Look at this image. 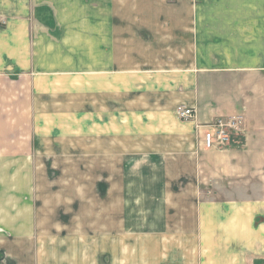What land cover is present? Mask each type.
<instances>
[{"label":"crops","instance_id":"obj_1","mask_svg":"<svg viewBox=\"0 0 264 264\" xmlns=\"http://www.w3.org/2000/svg\"><path fill=\"white\" fill-rule=\"evenodd\" d=\"M235 115L243 133L203 149L204 126ZM65 168L62 189L99 211L90 227L63 195L61 215L36 214L32 193ZM119 206L142 211L123 235L157 264H264V0H0V253L18 264L35 243L39 264V241L77 242L79 264L92 242L106 257Z\"/></svg>","mask_w":264,"mask_h":264},{"label":"rangeland","instance_id":"obj_2","mask_svg":"<svg viewBox=\"0 0 264 264\" xmlns=\"http://www.w3.org/2000/svg\"><path fill=\"white\" fill-rule=\"evenodd\" d=\"M182 105L186 108L191 109L193 112V118L190 119V121H186V122L195 123V109L193 107H188L184 104H182ZM175 115H176V113H175ZM235 116H239V115H235ZM231 117H233V116H231ZM217 118H219V117H217ZM213 121L211 123H213ZM211 123H209V124H211ZM243 123H244V121H243ZM197 126H199V125L195 126L197 130L199 128H203L200 126L197 128ZM204 127L208 128L207 125H205ZM242 128L244 130V126H242ZM206 132H207L206 129H204V132L202 135V139H203L202 145H203V149L210 150L211 148L205 147V144H204V135ZM234 136H232L231 139H229V142L226 145H216L212 149H215V148L225 149V148H227L229 146V144L231 143L232 138ZM23 158L27 159V162H29L28 157H23ZM76 158L77 157H70V160H69V164L71 165L70 169L73 168V171L75 172V174H71L72 170L67 171L66 168L64 169L63 174H61L60 172H57V171L53 172V173H51V177H53L54 179H51V181L55 180V183L51 187L50 193H44L43 191H40V193H32L34 198H35V196H37L38 200H39L38 203H35V202L34 203L38 208H41V209L36 210V214L40 217V219L43 216L49 217L51 215L49 212V209H51V208H52L51 210H56V214L60 213V215H61V213L65 212V210H64L65 206H62L61 204L60 205L59 204L53 205V203H55V200H53V199H56L58 201L60 199H62L59 197L60 195H63L64 199L70 198V199H72L73 202H75V204H73L74 207H70V212H71L70 217L71 218L72 217L77 218L78 216L83 218V216L85 214H89V213L93 212V209H90V208L85 207V206L82 207L78 204V200H77L78 197H77L76 192L75 193L72 192V189L70 191L68 190L66 192L61 187L62 182L64 181V184H65V181L67 180V177H65L66 175H69V177L71 175L76 176V171H77V162H76L77 160H76ZM54 159L57 160L56 157ZM92 160H93L92 157H89V162H87V164L89 166L93 165ZM128 163L129 162L124 163L123 166L127 165ZM57 164L61 167L62 162H57ZM65 166H66V162H65ZM51 167H52V165L50 166V168ZM82 170H83V168H82ZM88 174H89V172L87 171V175ZM137 179H138V182L141 183L142 179L141 178H137ZM87 180H89V179H87ZM98 196L101 198V200H104V195H98ZM86 198L92 199L93 195L87 193ZM123 198H125L124 194L118 195L119 202ZM127 198H131V197L128 196ZM83 199H85V197ZM60 202H61V200H60ZM121 204L125 205L124 203H121ZM43 205H44V207H42ZM134 208H136V209H131L128 211V210H126V208H121L119 206V209L117 211V215H118L117 216V228H118L117 239L118 240L116 242L117 243L116 249H114V243L112 244V250L110 251L109 246H107V248H105L104 243L101 244L99 242H96V247L100 245L102 251H104V252L107 251L108 255H110V253H111V257H109L108 255L105 257L104 256L105 254H104L103 256L98 257V259H97L96 258L98 256L97 252H96V254L92 255L93 249L91 250L92 252L88 251V250H90V248H92V246L89 247L88 245L89 244L92 245L93 243L92 242H86L85 243L86 244V251L82 250V252L79 254V258L75 259V261H79L80 262L79 264H157V262L160 259L157 258L156 256H154V254H151L152 246H149L147 244L146 247H143L141 241H132V239H129L127 241L125 238V235H123V232H127V230L133 228V227H130V223L128 222V219L132 220V223H134L133 225L141 222L142 211L140 210V208H137V207H134ZM34 211H35V209H34ZM104 212H108V211H104ZM86 217L90 218V220L87 221V227H90V226L94 225L92 220L99 218V211L96 210L93 213H91V216L88 215ZM127 224H128V226H127ZM90 230H91L90 228H87V230H86L87 233H89L88 240L93 241L94 240L93 238H95V237L93 236V232ZM96 236H97V234H96ZM50 237H57V236L53 235ZM86 239H87V236H86ZM5 243L11 245V241L5 242ZM72 245H74V249H77V242H70L68 244V243H63L62 241H53V242H51V241H48V242L47 241H39L38 247H37V250H38L37 255H38L39 264H68L69 261H71V264H73L72 260H74V259L71 258L73 254L72 253L69 254V252H68V250H73ZM30 246H31V243H29V246H27V248L30 250L26 249L25 246L22 247L21 253L23 255V258H25V259L23 261H21L20 259L19 260L17 259L18 264L19 263L20 264H27L29 261H33V259H35L34 258L35 257V251H36V248H34L35 243H34V247H32V249ZM87 247H89V248H87ZM127 247L129 249H127ZM5 251L6 252L0 253V255H1L0 264L3 261V259H6V261H5L6 263L8 262L11 264H15V263L11 262L10 259L8 258L9 248H5ZM183 253H184V250H183ZM67 254L69 255L68 259H67ZM33 255H34V257H33ZM95 255H97V256L94 257ZM169 259L173 260L174 258L173 259L168 258L166 264H169ZM181 260H182L181 264L187 263V261H185L184 258H182ZM36 263H38V262L36 261ZM76 264H78V263L76 262ZM177 264H180V263L177 262Z\"/></svg>","mask_w":264,"mask_h":264},{"label":"built area","instance_id":"obj_3","mask_svg":"<svg viewBox=\"0 0 264 264\" xmlns=\"http://www.w3.org/2000/svg\"><path fill=\"white\" fill-rule=\"evenodd\" d=\"M176 116L182 121H190L193 118L191 109L178 105L175 109ZM243 118L239 116L219 117L213 123L207 124L209 130L204 135V144L207 148L216 145H226L234 135L243 133ZM199 126H197L198 128ZM203 127V126H200Z\"/></svg>","mask_w":264,"mask_h":264},{"label":"bare ground","instance_id":"obj_4","mask_svg":"<svg viewBox=\"0 0 264 264\" xmlns=\"http://www.w3.org/2000/svg\"><path fill=\"white\" fill-rule=\"evenodd\" d=\"M199 129H201V128H199ZM199 129H198V130H199ZM205 129H206V130H209V128H205ZM213 148H214V147H213ZM211 149H212V148H211Z\"/></svg>","mask_w":264,"mask_h":264}]
</instances>
